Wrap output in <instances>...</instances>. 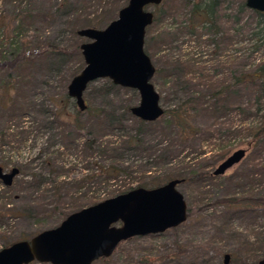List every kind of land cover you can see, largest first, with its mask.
<instances>
[{
  "label": "rangeland",
  "instance_id": "rangeland-1",
  "mask_svg": "<svg viewBox=\"0 0 264 264\" xmlns=\"http://www.w3.org/2000/svg\"><path fill=\"white\" fill-rule=\"evenodd\" d=\"M58 1L23 0L21 4H17L18 0H0V62L6 63L12 60L15 53H24V57L29 59L28 62L17 63L19 65L17 69L6 65L0 66V84L7 79L6 76L11 75L10 77L14 80L12 99L25 103V107L29 109L21 123L24 129L30 131L28 138L23 143L15 141L11 144L0 145V160L6 162L2 165L3 169L9 171L12 167H17L21 171L13 177L14 181L20 179L27 181L28 171L41 170L44 177H51L48 169L42 164L48 156L54 157L56 165L63 166L57 178L58 181L68 178L77 179L85 173H93L96 171L97 161L101 160L96 152L76 150L69 145L61 146L57 138L51 136V131L44 130L41 125L38 128V122L43 120L44 116L32 110L34 106L36 109L33 103H42L55 110L56 103L62 102L63 97L66 96V85L72 73L83 64L79 49L63 61L47 49V46L53 45L72 50L75 46L87 41L71 33V29L76 28L75 23L78 24L81 20L78 15L76 16V12L67 13L63 9L56 10ZM72 1L78 4V7L81 5L78 0ZM221 1L220 13L226 14L229 11L233 14L234 6L231 10H227L226 7L236 0ZM116 3H119V0H109L106 5L98 8L99 13L105 12L106 16L114 19L116 13H113V7ZM146 9L150 10L153 15H158V21L149 25L146 30L145 36L149 43L150 37H157L159 32L174 27L175 21L183 20L189 7L184 0H162L158 5H149ZM169 10L174 13L175 17L163 15V11ZM81 12L83 13V10ZM227 25L232 26L230 23ZM235 27L233 25V28ZM252 45L251 41H243L241 36L234 34L231 44H220L219 49L214 52L211 45L198 44L192 38L187 39L181 36L178 46L168 51L181 60L189 59L196 63L204 61L205 72L214 75L216 80H226L230 69L235 71L240 69L245 56H248L250 63L264 60V46L252 49ZM196 68L197 64L194 68L191 67L193 72L190 73L195 77L198 75ZM161 81L154 74L150 80L160 96V105L165 108L175 103V97L180 98L181 94H173L168 85L161 84ZM196 81L197 79H193V82ZM105 82L110 81L107 78H99L88 85L83 92L85 105L90 108L109 110L120 109L126 104H137L138 93L134 89L118 85H114L115 87L109 92L107 98L94 95L93 92H96L97 88ZM2 100L0 96V104ZM249 109L248 115L232 112L227 117L217 120L207 116L204 111L197 112L194 125L201 129V133L190 138L183 146H177L176 142L172 143V136L168 134L169 132L162 126L156 125V131L148 136L149 143L158 139L155 136L162 139L163 142L156 152L146 150L137 153L139 156L131 155L126 163L132 164V168L138 170L148 162L147 165H151L150 171H155V168L162 165L160 164L162 158H166L167 162L174 166H189L191 172L205 171L208 177L202 181H184L177 185L176 188L182 194L187 208V217L184 222L157 234L134 236L120 242L109 256L108 264H223L224 254L229 255L227 264H235L237 260L241 261V258L252 262L260 257L241 248L243 247L241 242L255 246L261 244L264 249V215L260 216L262 212H259L264 207L247 216L234 217L226 221L225 210L227 208L218 202L222 195L228 192H234L233 197L236 199L241 197L250 199L247 200V204H252V198L255 200L264 198V169L259 170V165L264 164V160L257 158L251 160L257 143L251 134L242 130L246 127L260 125V116L264 111V97L260 98L257 104L251 98ZM1 114L0 110V127L4 123ZM80 117L87 125L95 122L92 117L84 113ZM64 129L68 130V127ZM205 129L208 132L204 131ZM91 132L92 136H100L103 141H112L117 135V133L110 132L101 136L99 129ZM80 133L81 136L77 138L78 142L85 138V132L80 131ZM238 148L244 149V157L225 170L223 174L212 175L213 169ZM157 153H159L158 158L155 156ZM230 180L232 183L228 182ZM46 185L48 184H43V186ZM119 185L120 181H107L100 184L88 181L79 189V193L85 191L83 189L85 186L88 188L87 197L97 191L102 195ZM235 185L240 186L233 189ZM2 187L4 186L0 182V195L3 192ZM22 188L23 186L18 185L10 188L12 196L8 199L9 204L12 208L30 207L28 203L36 204L31 207L36 213L33 212L31 216H9L3 219V223L0 224V248L4 247L2 245L5 243L10 244L18 240L29 239L41 230L58 225L62 220L57 210H53L48 201L45 202L38 197L34 202H30L29 194H21V191H25V188L21 190ZM73 194L77 195L78 192ZM6 195L8 197L9 193ZM71 202H73L71 198L64 197L59 207L63 206L67 209L71 206ZM78 202L82 203V200L78 199ZM255 253H258V250Z\"/></svg>",
  "mask_w": 264,
  "mask_h": 264
},
{
  "label": "trees",
  "instance_id": "trees-1",
  "mask_svg": "<svg viewBox=\"0 0 264 264\" xmlns=\"http://www.w3.org/2000/svg\"><path fill=\"white\" fill-rule=\"evenodd\" d=\"M78 1L81 2L79 3L81 4L79 7L78 4H74L72 0H59L58 6L56 7V10L63 9L67 13L76 12V16L78 15L81 21L78 24L75 23L76 28L74 27L71 29L73 35H77L76 31L81 28H102L113 19V17L106 16L107 13L105 12L100 14L98 10V8H101L104 4L106 5L109 0ZM126 1L127 0H119V3L114 4L113 13H117L118 9L122 7ZM22 2L23 0H18L17 4H21ZM184 2L188 5L189 9L183 20L175 21L176 24H174V27H169L170 29L159 32L157 37H150L149 43H147L146 36L144 35L143 41V50L148 55L154 67V76L157 75L158 78L162 80L161 84H167L173 94H181V97H175V103L172 105L170 104L165 108L162 107V115L153 122H144L132 116L129 112V108L133 105L127 104L120 109L109 110L97 107L90 108L86 105L83 111H79L74 101L67 95L63 97L64 99L62 102L59 101L56 103L54 106L55 110H52L42 103H33V105H36V109L34 106L32 110L44 116L43 120L38 122V128L42 126L44 130L51 131V136L57 138L61 146L69 145L76 150H85V152L91 153L96 152V154L101 157V160L97 161L96 171L93 173H85L77 179L68 178L58 181L57 178L60 176L63 166L56 165L54 157L50 158L48 156L47 159L42 161V164L48 169L51 177H44L41 170L38 172L28 171L29 179L27 181L24 179L14 181L13 179L9 186L2 187L4 193L2 192V195H0V224L3 223V219L9 216H31L33 212L36 213L35 209L31 208L36 204L32 205L28 203L30 207H11L8 199L12 196L10 188L15 185L25 188V191H21V194H29L30 202H34L38 197L42 198L45 202L48 201L52 209L57 210L58 215L63 219L67 214L77 211L82 207L94 204L105 198L126 192L133 188L142 187L149 189L162 185L172 179L177 180L179 182L178 184H180L184 181H202L204 178L208 177V173L205 171L200 170L191 172L189 166H174L167 162L166 158H162L160 161L161 163L159 162L162 165L155 168V171H150L151 165L148 166V162L144 163L145 168L143 166V168L138 170L132 168V164L128 165V163H126L127 160H129L128 157L131 155L146 150L154 151V153L156 152L157 148H159L158 146L163 142L162 139L155 136L158 139L154 142L149 143L148 141V136L156 131V125L162 126L163 129L169 132L168 134L172 136V143L176 142L177 146H183L188 143L190 138L201 133V129L194 125L197 112L204 111L207 116L214 120L227 117L232 112L245 116L249 114L251 98L253 102L257 104L259 99L264 97L263 59L259 60L257 63H250V61H248V56H245L241 62L240 69L236 71L232 69L229 70L228 79L216 80L214 75L205 72L206 68L203 63L204 61L196 63L189 59L181 60V58L173 56L172 53L168 51V49L177 47L179 38L183 36L187 39L192 38V40H195L198 44L211 45L213 50H215L214 52H216L220 44H231L234 34L241 36L243 41H251L253 43L252 49L259 48L260 46H264V13L246 8L244 0H236L234 3L232 1L226 7L227 10H231L234 6L235 11L233 14L229 13V11L226 14L220 13L222 9L221 0H184ZM82 10L83 13L81 12ZM163 15L171 18L175 17L174 13L172 11L170 12V10L163 11ZM156 21H158V15H153L151 24ZM227 23L232 24V26L228 27ZM233 25L236 27L233 28ZM148 27L149 25L145 29V34ZM47 49H49V52L59 57L60 61H63V59L66 60L68 56H71L73 52H78L79 45L75 46L72 50L62 49L53 45L47 46ZM23 61H29V59L24 57V53H15L12 60L6 63L0 62V66L6 65L17 69L19 66L17 63ZM196 64L198 75L195 77V75L190 73L193 72L191 67L193 66L194 68ZM82 66L83 64L79 65L72 73V76L77 74ZM10 76L11 75L6 76L7 79L0 84V96L3 99L0 104V110L2 113L1 118L4 119V123L0 127V145L11 144L15 141L17 143H23L30 133V131L24 129L21 124L22 119L27 115L29 109L25 107V103L12 99L14 80ZM193 79H197V81L193 82ZM114 87L115 86L111 82H105L93 93L94 95L107 98L109 92ZM83 113L92 117L95 122L87 125L80 117ZM260 121V125L246 127L242 130L251 134L257 143L253 151L255 154L252 156L251 160L257 158L263 161L264 111L260 116ZM64 127H68V130H63ZM95 129H99L101 136L109 134L110 132L117 133V135L112 141H103L100 136H92L93 133L91 131ZM80 131L85 132V138L80 141L81 143L77 141V138L81 136ZM204 131L208 132L207 129ZM238 131H240V129ZM156 134L158 133L156 132ZM209 136L211 135L209 134ZM171 145L173 146V144ZM137 156L139 155L137 154ZM155 156L158 158L159 153ZM5 164L6 162L0 160V167L2 169V165ZM261 169H264V164L262 163L259 165V170ZM187 171L188 174L186 175ZM20 173L21 171L18 169L17 174ZM88 181L98 184L107 181H120V185L117 188L107 190L106 193L102 195L97 191L87 197L88 188L84 186L83 189L85 191H80L81 193H79V189ZM228 182L232 183L231 180ZM44 183L48 185L43 186ZM238 186L240 185H235L233 189ZM23 188L21 190H23ZM77 192V195L73 194ZM7 193H9L8 197L6 195ZM234 194V192L225 193L222 195L221 199L218 200L219 203L227 208L225 210L226 221L234 217L239 218L243 215L247 216V214H252L255 210L264 207V198L258 200L252 198V204H247V200L250 199H246L245 197L236 199L233 197ZM33 195H37V197H33ZM73 195L75 197H73ZM64 197H69L73 200L71 206L67 209L65 207L63 208V206L59 207ZM78 199L82 200V203L78 202ZM38 208L41 209L40 207ZM53 212L54 211H52V213ZM259 212H262L260 216L264 215V209ZM8 244L9 243H5L2 246L5 247ZM241 244H243L241 248L253 252V255L256 257L264 255V249H262L261 244L256 246L246 242H241ZM247 247H251L252 249ZM257 250L258 253H255ZM245 259L246 258H241V261L237 260L238 262L235 264H256L258 260L255 259L252 262H247V259ZM96 262L108 264L109 256L106 258H99L92 264ZM28 264L47 263L32 261Z\"/></svg>",
  "mask_w": 264,
  "mask_h": 264
},
{
  "label": "water",
  "instance_id": "water-1",
  "mask_svg": "<svg viewBox=\"0 0 264 264\" xmlns=\"http://www.w3.org/2000/svg\"><path fill=\"white\" fill-rule=\"evenodd\" d=\"M161 1L127 0L104 27L76 31L87 41L79 44L83 66L69 80L66 95L79 111L86 107L83 92L87 85L107 78L113 85L138 93L137 104L129 108L132 116L153 122L162 115L159 94L150 82L154 67L143 50L145 29L153 20V13L146 7ZM244 5L264 13V0H244ZM243 157L244 149H236L213 169L212 175L223 174ZM17 173L16 167L9 171L0 167L1 184L9 186ZM178 183L172 179L154 188H133L71 212L58 225L0 248V264H92L110 256L128 238L176 227L187 217ZM228 260L229 255L224 254L223 264ZM256 264H264V255Z\"/></svg>",
  "mask_w": 264,
  "mask_h": 264
}]
</instances>
